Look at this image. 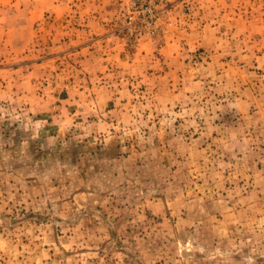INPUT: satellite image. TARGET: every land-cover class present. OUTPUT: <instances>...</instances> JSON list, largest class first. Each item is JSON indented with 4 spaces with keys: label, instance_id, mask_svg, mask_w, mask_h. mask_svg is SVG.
<instances>
[{
    "label": "rangeland",
    "instance_id": "374dc122",
    "mask_svg": "<svg viewBox=\"0 0 264 264\" xmlns=\"http://www.w3.org/2000/svg\"><path fill=\"white\" fill-rule=\"evenodd\" d=\"M0 264H264V0H0Z\"/></svg>",
    "mask_w": 264,
    "mask_h": 264
}]
</instances>
